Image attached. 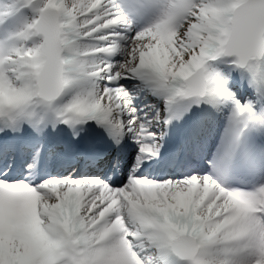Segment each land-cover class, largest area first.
Returning <instances> with one entry per match:
<instances>
[{"label": "snow or ice", "instance_id": "snow-or-ice-1", "mask_svg": "<svg viewBox=\"0 0 264 264\" xmlns=\"http://www.w3.org/2000/svg\"><path fill=\"white\" fill-rule=\"evenodd\" d=\"M0 264H264V0H0Z\"/></svg>", "mask_w": 264, "mask_h": 264}]
</instances>
